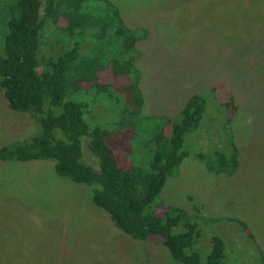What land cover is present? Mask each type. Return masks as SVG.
I'll return each instance as SVG.
<instances>
[{
    "label": "rangeland",
    "instance_id": "374dc122",
    "mask_svg": "<svg viewBox=\"0 0 264 264\" xmlns=\"http://www.w3.org/2000/svg\"><path fill=\"white\" fill-rule=\"evenodd\" d=\"M106 2L129 28L147 32L136 52L124 56L135 57L140 77L138 136L134 141L133 130L115 125L130 106L132 91L123 86L134 74L116 78L104 70L99 84L111 88L69 85L64 101L86 106L85 121L110 133L105 143L122 152L128 168L149 158L144 143L160 118L177 122L187 99L202 96L200 126L184 136L187 157L147 210L175 207L197 215L200 236L189 250L202 264L215 236L225 243V264H264V0H90L86 8L101 14ZM14 3L0 0V52ZM64 26L60 22L58 29ZM53 28L47 20L39 62L56 58L74 42L81 57L99 55L100 43L89 34L66 46L67 35ZM41 134L39 124L11 110L0 93V147ZM88 140H81L83 162L97 169ZM231 141L238 152L236 171L209 170L207 162L214 165L215 156L227 154ZM92 188L59 176L50 160L0 161V264H177L159 237L138 241L116 228L92 202Z\"/></svg>",
    "mask_w": 264,
    "mask_h": 264
},
{
    "label": "trees",
    "instance_id": "16d2710c",
    "mask_svg": "<svg viewBox=\"0 0 264 264\" xmlns=\"http://www.w3.org/2000/svg\"><path fill=\"white\" fill-rule=\"evenodd\" d=\"M14 2L16 13L8 18L0 52V93L11 110L29 114L41 127L42 134L0 147V161L54 162V171L59 176L93 187L92 202L124 234L138 241L159 237L177 264H202L199 254L189 250L200 236L194 221L197 215L190 216L175 207H162L157 212L147 210L160 194L167 177L174 174L187 157L183 149L184 136L200 126L204 114L202 96L194 94L187 99L177 122L160 118L159 127L144 143L149 148V158L144 164L127 168L122 152L105 143L110 133L85 121L86 106L64 101V98L69 85L76 90L84 85L99 91L111 88L112 85L99 84L98 73L104 70L110 69L116 78L127 79L134 74L133 82L123 86L125 91H132L130 106L121 112L115 125L119 130H133L135 141L143 98L138 86L139 72L133 67L135 57L124 59V56L136 52L137 41L145 39L147 32L129 28L119 10L108 2L101 14L86 8L90 0ZM47 20L54 25L53 31L67 35L66 46L75 36L89 34L97 39L99 55L81 57L80 44L74 42L56 58L52 54L51 58L39 62L37 52ZM60 22L65 26L58 29ZM101 47L109 48V54ZM40 67L42 70L38 71ZM227 105L231 112L232 98ZM83 137L89 139L88 149L98 161L97 169L83 162ZM229 149L227 154L215 156L214 165L207 162V168L214 173L233 174L238 167V152L233 141ZM239 224L246 230L244 223L239 221ZM224 251L222 239L213 237L205 264H225Z\"/></svg>",
    "mask_w": 264,
    "mask_h": 264
}]
</instances>
